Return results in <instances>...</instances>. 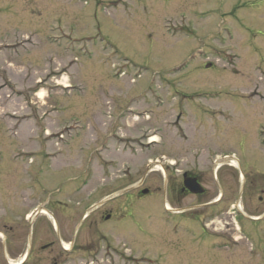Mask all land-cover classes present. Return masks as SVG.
Instances as JSON below:
<instances>
[{
    "label": "rangeland",
    "instance_id": "obj_1",
    "mask_svg": "<svg viewBox=\"0 0 264 264\" xmlns=\"http://www.w3.org/2000/svg\"><path fill=\"white\" fill-rule=\"evenodd\" d=\"M145 106L151 109V120L130 113ZM174 112L183 113L185 124L154 137L165 145L147 152L137 147L129 155L122 153L125 145L108 142L120 149L115 150L119 166L130 162L138 167L164 155L169 162L180 159L209 171L218 156H256L261 174L254 182H260L258 178L264 176V0H0V182L4 177L9 188L4 198L10 206L7 211L0 206V231L9 232L14 242L7 255L9 264L21 261L17 252L23 249L17 243L24 242L28 231L23 237L17 227L30 209L21 196L23 170L35 160L29 153L37 149L39 137H48L45 129L69 127L65 133L71 136L61 144L67 138L71 144L77 135L81 139L70 150L65 145L66 154L53 164L58 182L77 173L84 158L80 145L91 149L105 133L129 137L149 125L164 131L160 127ZM118 113L125 115L117 120ZM244 135L254 144L243 149ZM229 162L231 167H223L227 174L217 166L218 172L209 174L211 178L227 175L223 176L225 200L239 201L242 210L243 174ZM256 188V195L244 203L260 219L264 204L257 202L259 184ZM215 195L216 188L204 201ZM157 198L151 199L157 203ZM194 200L190 197L184 203ZM151 209L154 216L145 225L150 234L138 229L137 251L145 249L143 254L155 257L156 247L167 246L179 259L169 254L167 262L159 259V264H204L195 258L181 260L182 249L189 247L185 237L170 232L161 205ZM219 220V226L229 222L232 230V223L238 222L229 215ZM236 235L242 245L223 253L221 262L257 264L248 262L250 243L240 239V232ZM56 248L61 251L57 244ZM2 250L0 246V264H8ZM47 251L41 252V259L52 264L45 262L51 259Z\"/></svg>",
    "mask_w": 264,
    "mask_h": 264
},
{
    "label": "flooded vegetation",
    "instance_id": "obj_2",
    "mask_svg": "<svg viewBox=\"0 0 264 264\" xmlns=\"http://www.w3.org/2000/svg\"><path fill=\"white\" fill-rule=\"evenodd\" d=\"M142 109L145 110V115L138 118L151 120L147 112L150 108L145 106ZM123 115L125 113H118L117 120L123 118ZM183 117L182 112H174L170 121H164L163 127H160L164 131L149 125L147 128L139 127V132L129 137L125 134L105 133L98 145L91 149L80 145L84 158L80 166L76 167L77 173L66 174L58 182L53 164L57 158L66 154L67 148L70 150L75 147L81 139L78 135L74 136L67 148H55L57 144L53 138L62 133L61 129L52 132L49 138L39 137L37 149L29 153L35 160L23 170L26 181L21 185V196L23 201L28 200L26 202L30 203V209L21 216V225L17 227V230H22L20 235L24 230L28 231L23 244L17 243L23 249L17 252L21 260L18 264H43L40 254L47 250L52 260L45 262L53 261L52 264H159V259L166 263L169 254L171 259L173 256L179 259L177 252L167 251V246L165 249L156 247L155 257L143 254L147 253L145 249L137 251V231L145 228L149 233L145 225L147 219L154 216L152 205L155 207L158 204L163 209L164 220L170 232H181V238L185 237L188 243L189 247L182 249V261L195 258L197 263H229L221 262L225 257L222 254L232 253L233 249L242 245L236 235L240 232V239L251 245L247 250L248 262L263 264L264 213L260 219H256L254 213L248 212L249 208H245L244 203H247L251 195H256V186L259 184L261 194L257 196V202L264 204V176L262 179L258 178V184L254 182L256 174H261L256 170V164L260 162L256 156L245 159V156L235 155V165L243 174L240 192L242 210L237 208L239 201L233 203L225 200L228 192L223 176L227 175L212 177V182L209 173L216 170V160L210 163L209 171L196 167L197 161L192 162L195 166L189 165V162L185 164L180 159L169 162L164 155L147 159L138 167L130 162H122L121 167L119 166L120 159L115 150L120 149H115L108 142L125 145L123 147L126 150L121 151L129 155H134L137 147L144 152L151 151L156 146L165 145L163 140H153L152 136L169 132L172 128H182L185 124ZM119 124L117 127L122 132V124ZM47 134L49 133L45 130L44 135ZM249 143L253 145L254 141L244 135L241 148L244 149ZM225 165L232 166L228 161L218 166L217 170L222 174H227L223 168ZM8 170L7 167L3 168L5 172ZM5 183L3 177L0 182V194L3 195H0V206L7 211L10 206L5 201L8 197L4 198V195L9 188ZM215 188L218 195L212 201H204ZM156 197L160 198L157 203L151 199ZM190 197L196 203H184ZM147 206L151 208L146 209ZM222 215H229L234 221H238L232 223L233 230L229 222L222 226L217 224ZM4 218L6 219L5 216ZM8 233L0 231V246L4 259L9 264L7 255L13 239ZM52 235L54 239H49ZM56 244L61 251H57ZM186 252L192 255H186Z\"/></svg>",
    "mask_w": 264,
    "mask_h": 264
}]
</instances>
